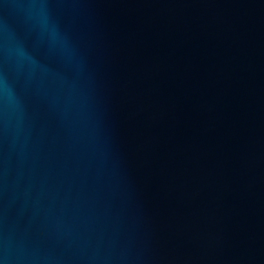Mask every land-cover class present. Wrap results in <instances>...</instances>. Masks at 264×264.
<instances>
[{
    "label": "water",
    "instance_id": "water-1",
    "mask_svg": "<svg viewBox=\"0 0 264 264\" xmlns=\"http://www.w3.org/2000/svg\"><path fill=\"white\" fill-rule=\"evenodd\" d=\"M0 264H264V0H0Z\"/></svg>",
    "mask_w": 264,
    "mask_h": 264
}]
</instances>
